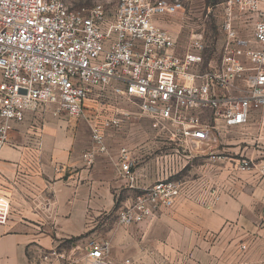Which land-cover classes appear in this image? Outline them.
Wrapping results in <instances>:
<instances>
[{"label": "built area", "instance_id": "1", "mask_svg": "<svg viewBox=\"0 0 264 264\" xmlns=\"http://www.w3.org/2000/svg\"><path fill=\"white\" fill-rule=\"evenodd\" d=\"M213 8L222 15L225 41L204 67L203 35L191 33L180 47L161 22L178 17L186 25L180 0H117L111 12L102 5L74 9L67 0H0V150L13 124L30 113L79 118L88 110L91 146L82 158L91 167L107 155V130L137 115L173 149L156 158L155 183L132 210L119 213V224L137 225L172 209L190 192V183L171 181L189 163L190 148L208 146L220 130L264 114V0H220L206 14ZM239 26H250L251 36L239 35ZM238 162L240 172L264 176V162ZM136 166L121 149L118 167L127 183L135 182ZM7 220L0 208V226ZM110 250L109 241L90 240L82 262L106 264Z\"/></svg>", "mask_w": 264, "mask_h": 264}, {"label": "crops", "instance_id": "2", "mask_svg": "<svg viewBox=\"0 0 264 264\" xmlns=\"http://www.w3.org/2000/svg\"><path fill=\"white\" fill-rule=\"evenodd\" d=\"M85 113L64 115L66 121L30 113L13 124L0 150V194L10 204L9 220L0 226V264H63L53 255L61 253L58 243L68 240L73 252L100 240L98 221L115 208L112 191L128 183L118 167L121 149L112 165L102 155L85 166L93 126ZM241 174L233 198L223 196L213 211L181 197L150 222L122 226L121 240L101 239L111 241L106 264H146L139 247L151 229L160 235L157 250L174 264H264V176Z\"/></svg>", "mask_w": 264, "mask_h": 264}, {"label": "rangeland", "instance_id": "3", "mask_svg": "<svg viewBox=\"0 0 264 264\" xmlns=\"http://www.w3.org/2000/svg\"><path fill=\"white\" fill-rule=\"evenodd\" d=\"M180 1L185 9L184 19L188 18L186 25L180 22L178 17L165 18L161 22L174 33L180 47L186 45L191 33L197 31L203 35L207 45L203 54L205 67L209 62H214L219 57L225 41V35L221 30L222 15L219 9L213 8L209 15L206 14L207 7H213L220 0ZM67 3L74 9H89L95 5H102L108 12H111L115 8L117 0H67ZM190 9H192L191 14ZM184 25L185 27H183ZM235 29L241 36H251L250 26H239ZM85 114L92 117L89 111ZM64 115L53 116L49 113L48 120H68V117ZM154 135L155 132L150 129L149 121L140 119L137 115H134L130 124H126L121 129L107 130L105 146L109 154L107 153L105 156L111 165L117 157L118 151L126 148L131 156L136 159L137 166L133 171L135 182L126 184L125 188L121 187L112 191L114 192L115 208L114 212H109L108 215L102 216L98 221L100 239L112 240L113 237L122 239L124 232L118 221L119 213L127 209L132 210L136 200L155 183L158 171L156 158L172 154L173 146L169 145L167 140L154 138ZM241 159L251 161L255 165L264 162V114L262 112L253 113L250 121L243 127L220 130L217 139L208 146L199 149L190 148L189 163L171 181L190 183V192L185 193L182 198L190 199L191 205L213 211L223 196L233 198L236 183L243 175L241 174L243 172L238 170V161ZM245 178V176L242 177L244 180ZM0 208L6 211L9 220L10 204L2 200ZM151 220L146 221V223ZM263 226L264 221L262 220L260 227ZM154 232L151 229L139 247L146 264H174L176 260L157 250L156 242L161 241L160 235L156 238ZM109 233L111 236H106ZM83 243H80V246L73 252H68L70 248L68 240L57 244L56 251L63 255L61 258L63 264H76V260H81L80 264H84L82 261L87 243L84 245ZM144 244L147 247L141 250L145 246ZM39 255L49 256L48 253L43 252H39ZM261 256L263 255L260 254ZM130 259L133 260V258Z\"/></svg>", "mask_w": 264, "mask_h": 264}]
</instances>
